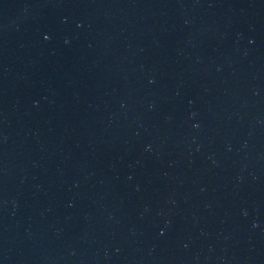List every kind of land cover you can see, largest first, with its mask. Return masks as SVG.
I'll return each mask as SVG.
<instances>
[{"label":"water","instance_id":"obj_1","mask_svg":"<svg viewBox=\"0 0 264 264\" xmlns=\"http://www.w3.org/2000/svg\"><path fill=\"white\" fill-rule=\"evenodd\" d=\"M0 264H264V0H0Z\"/></svg>","mask_w":264,"mask_h":264}]
</instances>
